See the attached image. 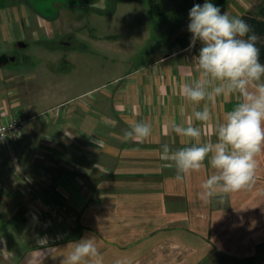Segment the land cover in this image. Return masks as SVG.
I'll return each instance as SVG.
<instances>
[{
  "label": "crops",
  "instance_id": "1",
  "mask_svg": "<svg viewBox=\"0 0 264 264\" xmlns=\"http://www.w3.org/2000/svg\"><path fill=\"white\" fill-rule=\"evenodd\" d=\"M171 1L149 8L162 18L163 10L177 9L188 25L198 2ZM0 2V55L14 58L0 65V123L33 117L19 137L0 142V264H61L70 243L89 236L97 239L103 264H155L169 242L178 246L176 264H231L236 257L264 264V146L256 157L255 183L207 203L199 197L214 172L207 159L179 182L175 165L161 157L162 144L175 151L193 143L165 129L167 122L186 126L194 110L207 106L212 122L193 124L202 130L198 143L215 142L212 124L223 122L239 103L235 94L199 104L180 94L183 83L199 78V41L190 49L186 34L173 50L150 49L125 80H118L123 73L112 75L99 93L85 95L96 87L71 97L73 85L68 90L58 68L31 79L25 57L14 53L37 44L39 33L51 38L59 22L29 4L37 16L28 19L21 0ZM209 2L229 16L264 21V0ZM60 105L52 117L34 115ZM133 122L151 124L142 143L123 139Z\"/></svg>",
  "mask_w": 264,
  "mask_h": 264
},
{
  "label": "clouds",
  "instance_id": "2",
  "mask_svg": "<svg viewBox=\"0 0 264 264\" xmlns=\"http://www.w3.org/2000/svg\"><path fill=\"white\" fill-rule=\"evenodd\" d=\"M188 19L189 48L197 41L201 44L195 57L200 75L194 82L183 83L180 94L195 104L233 94L239 98L223 122L212 124L215 142L198 143L202 130L193 124V119L212 122L207 106L194 110L186 126L174 119L164 125L165 129L193 141L191 146L175 151L168 144L161 145V157L175 165L177 181L184 182L193 172H199L206 159L214 169L199 193L200 199L207 203L218 193L237 192L255 183L256 157L264 146V64L259 62L256 46L261 38L242 18L221 13L218 6L205 0L203 5H193ZM151 132V124L133 122L123 132V139L142 143ZM96 240L89 236L71 242V250L61 264H103ZM12 255L8 252L9 257Z\"/></svg>",
  "mask_w": 264,
  "mask_h": 264
},
{
  "label": "rangeland",
  "instance_id": "3",
  "mask_svg": "<svg viewBox=\"0 0 264 264\" xmlns=\"http://www.w3.org/2000/svg\"><path fill=\"white\" fill-rule=\"evenodd\" d=\"M110 1L26 0L24 9L28 19L37 16L29 9L30 5L39 16L51 22H59L51 38L46 39V36L39 33L37 44L32 42L24 49L14 50L19 58L25 57V69L32 71L31 79H34V74L41 78L43 71L54 72L53 69L58 68L60 78H67L68 90L73 85V89L68 92L71 97L84 96L87 90L99 87L85 94L94 95L105 89L101 84L112 78V75L123 73L118 80H125L124 74L132 73L142 63V59L147 57L150 49L158 52L173 50L185 40L186 34H190L187 23L184 26L183 20L179 19L182 12L177 9L163 10L162 18L160 13L150 10L145 0H121L113 4L112 12H102L109 8ZM196 1L200 5L202 1L205 2ZM242 1L244 2L241 0V3ZM155 3L162 4V0H155ZM247 13L250 12L245 14ZM235 14L239 15L241 12L236 11ZM56 54L60 55V61L56 60ZM66 73L69 74L68 77L63 75ZM59 109H62L61 105L34 115L52 117L54 110ZM165 246L170 250L158 253L155 264H160L161 260L164 261L162 264L178 263V246L170 242ZM260 249H264V246H260ZM232 259L228 257V261ZM231 264L250 263L243 257H236Z\"/></svg>",
  "mask_w": 264,
  "mask_h": 264
},
{
  "label": "trees",
  "instance_id": "4",
  "mask_svg": "<svg viewBox=\"0 0 264 264\" xmlns=\"http://www.w3.org/2000/svg\"><path fill=\"white\" fill-rule=\"evenodd\" d=\"M25 1L26 0H23L21 2H25ZM117 1H121V0H111L110 1L111 5L109 6V8L106 10H102V12H104V13L105 12H112V6ZM145 1L149 4V6L151 8L154 6V9H155V7L157 6V3H155L154 0H145ZM96 10L98 11L99 9H96ZM99 11L101 12V10H99ZM241 18L243 20H245L252 27V29L255 31V33L261 38L256 46L259 49V62L261 64H264V21L259 20L257 18L252 17V16H249V15L242 16Z\"/></svg>",
  "mask_w": 264,
  "mask_h": 264
},
{
  "label": "built area",
  "instance_id": "5",
  "mask_svg": "<svg viewBox=\"0 0 264 264\" xmlns=\"http://www.w3.org/2000/svg\"><path fill=\"white\" fill-rule=\"evenodd\" d=\"M29 118L33 117H17L0 123V142L9 137H19L25 131L26 122Z\"/></svg>",
  "mask_w": 264,
  "mask_h": 264
},
{
  "label": "water",
  "instance_id": "6",
  "mask_svg": "<svg viewBox=\"0 0 264 264\" xmlns=\"http://www.w3.org/2000/svg\"><path fill=\"white\" fill-rule=\"evenodd\" d=\"M13 59H14L13 57H9L5 54H1L0 55V65L5 64L7 61L13 60Z\"/></svg>",
  "mask_w": 264,
  "mask_h": 264
}]
</instances>
